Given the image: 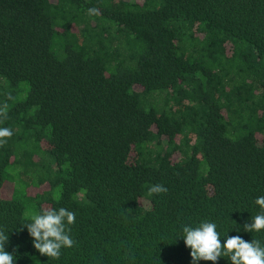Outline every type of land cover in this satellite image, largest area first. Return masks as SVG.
I'll list each match as a JSON object with an SVG mask.
<instances>
[{
	"label": "trees",
	"instance_id": "trees-1",
	"mask_svg": "<svg viewBox=\"0 0 264 264\" xmlns=\"http://www.w3.org/2000/svg\"><path fill=\"white\" fill-rule=\"evenodd\" d=\"M5 103L14 264H191L182 227L202 221L264 244L243 230L264 196V0H0ZM61 207L76 243L53 260L23 224Z\"/></svg>",
	"mask_w": 264,
	"mask_h": 264
},
{
	"label": "clouds",
	"instance_id": "clouds-1",
	"mask_svg": "<svg viewBox=\"0 0 264 264\" xmlns=\"http://www.w3.org/2000/svg\"><path fill=\"white\" fill-rule=\"evenodd\" d=\"M89 15H98L96 8L88 9ZM11 99V97H9ZM8 104L0 106V122L8 119ZM13 132L7 127H0V147L4 146ZM167 188L156 184L148 187L147 195L166 193ZM260 213L245 223L246 232L264 231V196L255 199ZM75 213L63 207L58 210L46 208L33 214L30 222L23 224L29 235L33 238V247L43 256L57 260L63 248H72L75 241L71 237V226L75 223ZM239 231L240 229H236ZM184 244L190 248L191 264L199 261H211L213 264L220 258L226 257L231 264H264V244L258 239L250 242L239 235L227 236L221 243V235L217 231L215 222L202 221L197 226L186 224L182 227ZM179 237V236H177ZM8 243L7 232L0 229V264H14V254L5 250ZM15 251V249H14Z\"/></svg>",
	"mask_w": 264,
	"mask_h": 264
},
{
	"label": "rangeland",
	"instance_id": "rangeland-1",
	"mask_svg": "<svg viewBox=\"0 0 264 264\" xmlns=\"http://www.w3.org/2000/svg\"><path fill=\"white\" fill-rule=\"evenodd\" d=\"M13 185H14L13 182H10V183H8V184H6L4 186V188L1 191L2 192V195L4 197H10L12 195V193H13V187H14ZM42 189H43V187L40 188V187H32V186H30L28 188V192L31 193V194H34L36 192L42 191ZM26 214L29 215L31 213L29 211H27Z\"/></svg>",
	"mask_w": 264,
	"mask_h": 264
}]
</instances>
